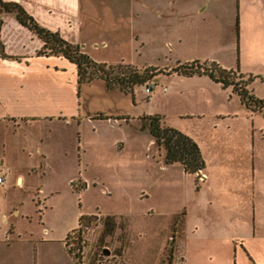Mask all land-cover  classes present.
I'll list each match as a JSON object with an SVG mask.
<instances>
[{
  "label": "crops",
  "instance_id": "0c3cea01",
  "mask_svg": "<svg viewBox=\"0 0 264 264\" xmlns=\"http://www.w3.org/2000/svg\"><path fill=\"white\" fill-rule=\"evenodd\" d=\"M4 1L20 5L41 27L58 32L65 41L78 45L82 51L87 48V26L93 18L91 16L96 15L91 3L93 0ZM250 1V6L246 4L245 7L253 15L250 25L254 30L256 13L260 11L264 15V0ZM197 12L205 14L207 8H198ZM115 14H120L119 10ZM158 16L162 19L161 15ZM262 18L264 22V17ZM237 19L240 34H237L235 47L238 58L241 59L247 46L241 40V15ZM127 26L128 33L112 34L113 40H126L136 44L141 40L140 30L132 25ZM225 28L217 18L208 23L200 19L198 24L178 31L174 36V44H165L171 48L176 63H215L222 69L231 70L222 61L226 50L231 49V41L229 47L223 42ZM116 30L119 29H115L113 33ZM0 46V177L3 178V183L0 184V264H74L67 253L65 240L78 230L81 217H86L91 222H99L105 217L128 220V216L135 213L152 217L154 211L158 213L154 202L157 193L150 188L147 194L137 195L139 202L145 200V204H154L150 203L137 211L128 208L102 214L79 213L74 219L53 221L48 216L51 208L45 198L44 180L57 166L52 155L56 128H70L76 136L74 165L77 170L82 171L83 178L71 176L67 178L66 184L83 199L89 191L99 190L95 189L96 184H101L109 193L115 194L116 189L112 190L104 177L108 174L115 178L121 175L133 165L137 157L141 158L142 164H146V172L150 174L158 173V169L162 174L177 169L180 177H186L180 165L163 164L162 159L157 156L159 152L150 134L140 130V118L157 115L164 122L168 115L133 114L134 92L132 95H124L117 91H107L102 81H94L78 88L75 67L61 57L37 56L42 42L22 27L12 15H0ZM99 46L106 47L107 43L103 42ZM249 46L252 53L258 49L254 42ZM257 66L255 79L263 81L264 62ZM157 83L165 85L163 92L167 100H172L181 107L178 113L170 115L171 118L190 120L196 124L209 120L215 133L223 128L226 163L231 171L237 175L250 172L254 176L257 173L264 158L257 147L264 144V111H248L231 88L222 89L205 76H160ZM94 85H99V95L118 100L124 97L130 99V105L126 108L119 104L103 109L88 107L82 102V89H91ZM255 98L264 100V97ZM164 124L196 143V140L178 127L167 122ZM148 147L151 160L146 159L145 150ZM202 159L206 166V159L203 156ZM60 165L63 166L62 162ZM204 172L205 168L202 172L205 180L202 183L209 187V177ZM190 177L194 181V190H198L201 184L196 183L195 176ZM160 190L166 198L163 199L165 206L161 210L162 213L170 214L171 225L176 216L184 214V237V232L187 231L186 191L180 185L175 188L167 183ZM256 190L255 185H234L228 187L226 196L229 204L237 207L245 206L248 197L255 205ZM229 222L240 230L247 228L248 218L247 215L238 213L230 217ZM234 238L238 242L239 236L235 235ZM167 240L173 241L172 235H168Z\"/></svg>",
  "mask_w": 264,
  "mask_h": 264
},
{
  "label": "rangeland",
  "instance_id": "374dc122",
  "mask_svg": "<svg viewBox=\"0 0 264 264\" xmlns=\"http://www.w3.org/2000/svg\"><path fill=\"white\" fill-rule=\"evenodd\" d=\"M250 2V0H93L91 3L96 15L91 16L93 18L87 26L88 46L83 52L97 63L108 65L123 63L137 68L170 69L176 65L177 60L171 48L165 43L174 44V36L178 31L198 24L200 19L208 23L217 18L226 27L223 42L225 41L229 47L231 41V49H227L222 56L223 63L230 67L228 69L240 75L251 76L253 80L247 89L255 97H264V80L255 79L257 65L264 62L262 18L264 15H261L260 11L256 13V21L254 20L256 28L252 30L250 24L254 18L245 7L246 4L250 6ZM205 7L207 12L200 15L197 9ZM117 10L120 14H115ZM158 15H161L162 19ZM240 15L243 20L241 40L247 46L241 59L238 58L236 48L237 34H240L237 16ZM127 25L140 30L141 40L136 44L126 40H113L112 34L128 33ZM115 29L119 30L113 33ZM103 42L107 43L106 47L99 46ZM251 42L258 46L253 53L249 48ZM94 43L98 46L95 47ZM174 48L176 49L175 45ZM98 86L94 85L91 89L83 87V104L92 109H103L117 104L126 108L130 105V99L124 97L118 100L99 95L101 90ZM178 86L183 88L182 85ZM164 87L162 83H157L150 94L145 93L144 87L135 89L133 94L135 107L132 112L168 115L164 123L178 127L196 140L201 157L206 159L204 174L209 177V187L198 180V184L201 185L198 190L197 188L194 190L192 178L187 175L180 177L177 169L171 170L168 174H162L158 169V173L150 174L146 172V164H142L141 158L137 157L133 165L121 175L115 178L108 174L104 177L112 190L116 189L115 194L109 193L101 184H96L95 189L99 190L89 191L82 199L66 184L67 178L71 176L83 178L82 171L77 170L74 165L76 136L72 129L58 126L52 148L57 166L44 180L45 198L51 208L49 218L57 222L61 219H74L79 213L102 214L128 208L136 211L144 209L153 202L147 204L143 203L145 200L139 202L137 195L147 194L149 189L153 188L157 193L154 202L158 213L154 211L152 217L135 213L129 215L128 220L115 218L114 229L109 233L103 228L105 218L88 224L90 232L85 235L84 264H94L104 250L112 255L121 254L119 260L121 264H167L171 249L174 253L172 264H264V158L254 176L250 172L245 175L235 174L226 163L224 129L221 128L215 133L210 127L209 120L196 124L190 120L171 118L170 115L178 113L181 107L176 102L167 100L163 92ZM257 147L264 156V144ZM145 151L148 160L151 158L149 147ZM157 156L160 159L159 153ZM61 162L63 166L60 165ZM166 183L175 188L180 185L186 191L185 198L188 204L187 231L184 232V237L182 234L178 235L173 241L167 240V236L172 235L170 214L162 213L161 210L165 206L163 199L166 198L160 188ZM240 184L256 186L255 205L252 204L250 197L245 206L229 204L226 196L228 187ZM77 185L79 186V183ZM11 198H14V195H11ZM238 213L247 215V228L237 230L234 224L229 222V218ZM235 235L239 236L238 242L234 240Z\"/></svg>",
  "mask_w": 264,
  "mask_h": 264
},
{
  "label": "trees",
  "instance_id": "16d2710c",
  "mask_svg": "<svg viewBox=\"0 0 264 264\" xmlns=\"http://www.w3.org/2000/svg\"><path fill=\"white\" fill-rule=\"evenodd\" d=\"M0 15H12L15 20L41 42L42 47L37 53L40 57H61L76 69V84L79 87L91 84L94 81H102L107 91H117L124 95H132L134 90L148 87L159 76L176 75L190 78L205 76L210 81L219 85L222 89L231 88L238 97L240 103L252 113L264 111V100L256 99L247 88L252 83L251 76L245 77L238 72L225 70L215 63L194 61L190 63H176L173 68L159 69L153 67L136 68L119 63L108 65L97 63L87 56L78 45L65 41L58 32H51L41 27L24 9L15 3L0 0ZM2 52V47L0 46ZM247 78V79H246ZM100 117V116H98ZM141 131H147L159 150V157L165 166L178 164L188 176L197 178L198 172H203L205 165L196 143L179 131L167 127L160 116H147L139 119ZM198 183V180H196ZM184 214L173 219L171 225L172 239L183 235ZM90 219L81 217L78 227H89ZM115 217H105L103 228L109 233L114 229ZM90 232V228H89ZM88 232V233H89ZM77 230L65 240L68 255L74 264H84L83 252L85 248V235ZM120 255H105L104 251L98 255L94 264H121ZM173 250L168 253L167 264L173 262ZM182 262V258L181 261ZM181 264V263H180Z\"/></svg>",
  "mask_w": 264,
  "mask_h": 264
},
{
  "label": "built area",
  "instance_id": "2783aa9c",
  "mask_svg": "<svg viewBox=\"0 0 264 264\" xmlns=\"http://www.w3.org/2000/svg\"><path fill=\"white\" fill-rule=\"evenodd\" d=\"M152 88H153L152 85H150L148 87H145V93L146 94H150L151 91H152ZM197 178H198L197 180H199L200 182H203L205 180L204 175L202 174V172H198L197 173ZM2 183H3V178L0 177V184H2ZM78 230H80L83 234L84 233H88L89 232V227H78Z\"/></svg>",
  "mask_w": 264,
  "mask_h": 264
},
{
  "label": "water",
  "instance_id": "95a60500",
  "mask_svg": "<svg viewBox=\"0 0 264 264\" xmlns=\"http://www.w3.org/2000/svg\"><path fill=\"white\" fill-rule=\"evenodd\" d=\"M156 81H157V79L154 80L153 84H156ZM104 253H105V255H107V256H108V254H109V252H108L107 250H104Z\"/></svg>",
  "mask_w": 264,
  "mask_h": 264
}]
</instances>
